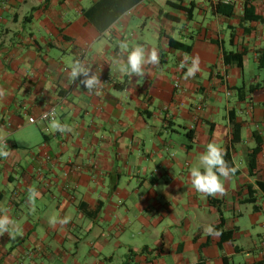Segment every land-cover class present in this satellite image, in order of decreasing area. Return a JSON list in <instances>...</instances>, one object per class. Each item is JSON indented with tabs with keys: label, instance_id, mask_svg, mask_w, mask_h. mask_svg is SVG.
Instances as JSON below:
<instances>
[{
	"label": "crops",
	"instance_id": "1",
	"mask_svg": "<svg viewBox=\"0 0 264 264\" xmlns=\"http://www.w3.org/2000/svg\"><path fill=\"white\" fill-rule=\"evenodd\" d=\"M219 1L0 0V264H264V0ZM137 45L160 56L142 78L120 71ZM76 61L100 95L70 80ZM51 108L71 133L29 123ZM212 141L239 166L222 196L190 183Z\"/></svg>",
	"mask_w": 264,
	"mask_h": 264
},
{
	"label": "clouds",
	"instance_id": "2",
	"mask_svg": "<svg viewBox=\"0 0 264 264\" xmlns=\"http://www.w3.org/2000/svg\"><path fill=\"white\" fill-rule=\"evenodd\" d=\"M121 48L127 50L126 43L121 44ZM190 61V64L188 63ZM160 63L159 52L156 48L146 49L141 45H137L128 51L126 63L121 65L120 71L128 76H136L139 78L145 77L147 74L146 68L148 66L158 67ZM187 71L184 73V79L194 78L197 72L200 71V57L188 56L184 54L180 63V68H185ZM83 76L84 79L80 83L87 89L88 93L93 95H100L102 89V82L99 77L91 73V69L76 61L72 64L69 72V78L72 81L77 80ZM4 91L0 89V98L4 96ZM51 117V128L61 134L71 133L73 131L70 124L61 122L55 118L54 110L52 112H45L42 118ZM11 155L7 141L0 138V158L7 159ZM200 166L190 169V183L192 188L207 196L225 195L226 189L224 181L228 180L238 170V165L230 167L225 159L224 149L216 142L212 141L206 145V150L201 154ZM39 197V192L35 187L28 188V201L31 204V211L35 212L36 199ZM71 220L70 216L63 218L52 216L49 218V225L56 227L58 224L61 226L67 225ZM13 221L8 215L0 216V236L7 233L11 238V227ZM204 232L207 235L219 236L220 233L216 231L214 226L206 225Z\"/></svg>",
	"mask_w": 264,
	"mask_h": 264
},
{
	"label": "trees",
	"instance_id": "3",
	"mask_svg": "<svg viewBox=\"0 0 264 264\" xmlns=\"http://www.w3.org/2000/svg\"><path fill=\"white\" fill-rule=\"evenodd\" d=\"M221 7H229L231 9V11L228 13V15H233V11H234V6H231V5H227V4H224L222 1H219L217 3V8L219 10H221ZM260 19L258 16H254L251 18V20L255 21V20H258ZM174 45H178V47H182V44L179 43V42H176V43H172ZM186 48L188 49L186 46L183 45V48ZM260 59H259V71L262 73V77H263V81H264V49L260 51ZM225 63L229 66H234V67H238V68H243L244 66V58H243V55L240 54V53H226L225 54ZM264 83V82H263ZM256 89V88H254ZM256 154L259 152V149L255 150ZM225 159L226 161L228 162V157L227 155H225ZM229 166L231 167L230 163L228 162ZM254 164V162L252 163V165ZM221 228H222V223H220L219 225ZM221 234H222V239L223 241H227L228 240V233L225 232L224 230L221 231ZM133 256V255H132ZM130 256V258L132 257ZM126 264H130V263H126Z\"/></svg>",
	"mask_w": 264,
	"mask_h": 264
},
{
	"label": "built area",
	"instance_id": "4",
	"mask_svg": "<svg viewBox=\"0 0 264 264\" xmlns=\"http://www.w3.org/2000/svg\"><path fill=\"white\" fill-rule=\"evenodd\" d=\"M239 0H224V3L225 4H235V3H237ZM175 87L177 88V89H179L180 88V85L179 84H176L175 85ZM54 110V114H55V118L57 119V112H56V110H55V108H51V109H49L48 111H46V112H52ZM197 111L198 112H200V111H202V106L200 105V106H198L197 107ZM45 113V112H44ZM43 115V114H42ZM42 115L39 117V118H30L29 119V123L30 124H37V123H51V117L50 118H47V119H45V118H42ZM261 257H262V260L264 261V238H263V240H262V242H261Z\"/></svg>",
	"mask_w": 264,
	"mask_h": 264
}]
</instances>
